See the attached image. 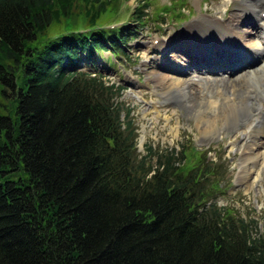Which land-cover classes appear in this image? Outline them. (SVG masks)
Wrapping results in <instances>:
<instances>
[{
	"label": "trees",
	"instance_id": "1",
	"mask_svg": "<svg viewBox=\"0 0 264 264\" xmlns=\"http://www.w3.org/2000/svg\"><path fill=\"white\" fill-rule=\"evenodd\" d=\"M119 2L0 0V86L15 102L0 115V264H264V223L220 203L226 167L194 146L139 151L124 87L94 60L127 56L150 17L146 0L100 25ZM178 5L156 17L182 22Z\"/></svg>",
	"mask_w": 264,
	"mask_h": 264
},
{
	"label": "rangeland",
	"instance_id": "2",
	"mask_svg": "<svg viewBox=\"0 0 264 264\" xmlns=\"http://www.w3.org/2000/svg\"><path fill=\"white\" fill-rule=\"evenodd\" d=\"M142 1L146 0H120L119 9L115 12L109 10L100 25L111 24L109 22L119 25L131 21V13L143 3ZM148 2L151 6L146 11L150 17L146 19L145 26L141 28L138 37L127 44L128 56L115 58L109 51H106L105 54L109 55L111 60L116 62L119 59L120 61L116 63V68L110 67L109 62L99 66V70L106 73L108 80L124 87L119 102L132 110V116L139 127V151L143 153L146 143H150L161 148L194 146L200 151L208 152L209 159L218 160L219 164L226 167L225 171H228L224 176L223 183V186L226 187V195L220 199V203L222 205L229 204L238 209L243 216H255L261 220V223H264V148L256 163L246 159V155L250 153L249 149L252 147L250 143L256 142V139L262 137L259 128L264 125V58L259 56L261 60L244 66L247 68H238L231 64L234 66L231 69L237 68V70L228 71L219 66L221 61L225 62L224 60H216L217 58L209 56L203 62L202 59H191L187 52L185 54L180 51L181 49H178L184 46L187 51L192 50L190 45L196 40L193 39V41L186 36L179 37V34H182L183 29H186L190 22L196 23L205 16L218 17L224 21L230 16L236 15L242 20V14L238 13V10L244 9L250 16H259L261 9L256 11L248 0H148ZM172 3L181 5L178 10L184 12L182 16L185 19L184 22L176 19L173 14L174 9L163 15V22L162 17H156V13L161 10V7ZM259 23L258 21L257 26ZM81 25L86 26L85 18L81 19ZM251 26L250 23H245L238 30V33L245 34L244 40L247 37L250 38L249 41L242 42L244 40L241 38L235 40L234 36L231 37V41H236L238 47L242 44H246L248 47L250 43L259 42L257 29L252 27L253 30H251ZM138 27H142V25L134 23V28ZM88 29L83 28L81 32H86ZM211 30H214L213 34L218 35L219 38L228 40L226 35L219 30ZM54 31L62 32V29L53 28V35ZM160 39L171 40L174 49L171 50V47L163 49V45H166L164 42L154 45V42ZM211 40L216 41L215 38ZM215 43L217 44V42ZM203 48H208V46ZM197 49L199 50V48ZM221 51L224 54L222 55L220 52V58H226L222 47ZM190 55H193L192 51ZM101 59V57L95 58V60ZM226 60L228 63L235 62ZM209 62L214 63L209 65ZM81 64L83 70L95 72L94 67L91 68L90 62L83 60ZM196 66L199 68L197 69ZM184 68L187 70L186 73H181ZM212 68H215V71ZM253 69H258L256 77L253 75L254 77L249 78V82H247L253 87H260V89L255 90L252 94H243L241 87L237 91L240 92V96L245 94L251 96L255 105L250 100L248 107L244 108L245 110H238L236 115H233L229 113V109L224 103L216 104V106L209 103V100L216 98L221 101L226 94L233 95L231 81L241 80L238 78L240 72ZM157 73L167 77L166 82L169 83L167 86L170 88L172 85L198 84L195 94L198 96L199 103L189 107L181 98H174V96L166 94L162 85L158 83ZM247 86L243 84L242 88L248 89ZM1 89L0 86V115H11L15 108V102L10 95L6 97Z\"/></svg>",
	"mask_w": 264,
	"mask_h": 264
},
{
	"label": "bare ground",
	"instance_id": "3",
	"mask_svg": "<svg viewBox=\"0 0 264 264\" xmlns=\"http://www.w3.org/2000/svg\"><path fill=\"white\" fill-rule=\"evenodd\" d=\"M248 2L254 7V9L256 11H257V9L260 8L261 9V12H264V0H248ZM237 12L240 13V14H242V20L239 19V17L236 16V15L235 16L232 15V16H230L228 19H226L224 21L222 19L218 18V17L205 16V17H201V20H199L196 23H194V22L190 23L188 25V28L184 29L186 31L182 32V34H181L182 37H185L186 36V38H188V39L190 38L192 40L193 39L196 40L199 37H202L201 34H198V31L204 29V27L201 26V24H204L207 27H214V28L216 27V28H219L218 26H220L223 29L226 28L229 31V33H230V35H229L230 39H228L227 41L219 42L214 47L213 46H208L209 49L208 48H199V50H198L195 47V48L192 49L193 55H190V53L186 49H185L186 51H181V50L180 51L183 52V53H185V54L187 52L191 59H195V60L202 59V61H203V60L206 59V57H209V56H210V58H219L220 57V52H222L220 46H222V48L224 49V52L226 53V58L229 59V60H231V61H233V59H230L229 58L230 57L229 49L236 48V59L240 57V55H239L240 53L238 51V48H239L238 47V44L236 43V41L234 42V40L231 41V37L234 36L235 40H239V38L244 39L245 38V34L238 33L239 28L241 26H244L245 23H250L252 26L253 25H256L258 21L260 22L259 23V28L262 30V34L260 36L261 41L260 42L250 43V46L248 45V47H249V50L248 51L249 52L250 51H253L255 53V55L257 54L256 51H264V38L262 37V36H264V17L263 16H260V15L259 16H257V15L250 16L248 12L246 13L244 11V9L243 10H238ZM235 14H237V13H235ZM214 38L215 37L213 36L211 39H214ZM197 42H199V40H197ZM194 43H195V41H194ZM263 53L264 52H261L259 54L260 58H263L264 57V54ZM223 54L224 53L222 52V55ZM242 62L245 63L244 61H242ZM210 63H213V62H209V64ZM221 64H219V66H221ZM231 67L234 68L233 66H231ZM257 70L256 69H253L251 71H247L246 70L244 72L243 71L240 72L239 75H238V78H241V80L236 79V80L231 81V84H232L231 85V88H232L231 90H233V92H234L233 95H230V93H229L228 95L226 94V96L223 97L221 99V101H219V99L216 98L214 100H209L210 101L209 103L210 104H215V106H216V104L224 103L227 106V108L229 109V113H232L233 115H236V112L238 110H241V109H244V108L246 109V107H248V105H249L250 100H252L251 99V96H246V94H252L255 90L257 91L258 89H260V87L256 88L254 86L255 87L254 88L252 85H249L248 84L249 78H252L253 75L255 76L256 73H257ZM156 76L158 77V81H159L158 83H160L162 85V87L165 90V93L166 94H168V95L170 94V95H172V97L174 96V98L175 97H178V99L181 98V100L185 101V103L189 107L195 106L196 104L199 103L198 96H196V94H195V93H197V90H198V84L191 83V85L189 84L187 86H184V85L179 84L177 86L176 85L175 86L172 85V87L170 88L169 86H167L169 83L166 82L167 77L165 75L160 74V73H157ZM226 84H227V82H226ZM243 84H246V86L248 85L247 86L248 89L246 87L245 88H242V85ZM189 86H190V88H189ZM222 86H223V84H222ZM240 87H241V90H243L242 91L243 94L246 93L243 96H240V92L237 91V90H239ZM235 91H237V92H235ZM216 95H218V94H216ZM205 99H203V100H205ZM252 102L254 104V99L252 100ZM263 128H264V125L259 128V133L260 134L262 133V137H260L258 140L256 139V142L250 143V145H252V147H251L252 151H251V149H249L250 153H248L246 155V159L253 160V162H255V163L259 160V158H260L259 157L260 152L264 148V139L262 140V138L264 136V130H263Z\"/></svg>",
	"mask_w": 264,
	"mask_h": 264
}]
</instances>
